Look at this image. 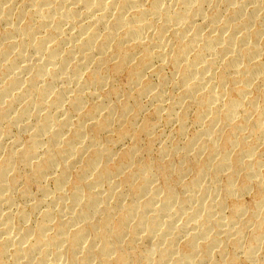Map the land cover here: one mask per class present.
Segmentation results:
<instances>
[{"label":"bare ground","instance_id":"bare-ground-1","mask_svg":"<svg viewBox=\"0 0 264 264\" xmlns=\"http://www.w3.org/2000/svg\"><path fill=\"white\" fill-rule=\"evenodd\" d=\"M0 264H264V0H0Z\"/></svg>","mask_w":264,"mask_h":264},{"label":"rangeland","instance_id":"rangeland-1","mask_svg":"<svg viewBox=\"0 0 264 264\" xmlns=\"http://www.w3.org/2000/svg\"><path fill=\"white\" fill-rule=\"evenodd\" d=\"M251 199V197H249L247 200L249 201Z\"/></svg>","mask_w":264,"mask_h":264}]
</instances>
